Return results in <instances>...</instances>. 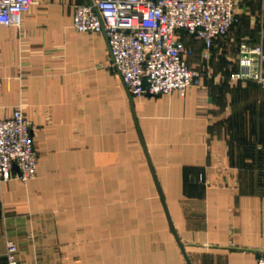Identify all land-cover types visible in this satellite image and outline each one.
I'll return each instance as SVG.
<instances>
[{"label": "crops", "instance_id": "1", "mask_svg": "<svg viewBox=\"0 0 264 264\" xmlns=\"http://www.w3.org/2000/svg\"><path fill=\"white\" fill-rule=\"evenodd\" d=\"M92 1L33 0L0 26V115L22 110L38 156L34 179L0 184V264L7 241L20 264H256L264 88L229 77L264 20L238 18L208 62L181 36L201 87L133 98L106 37L72 27Z\"/></svg>", "mask_w": 264, "mask_h": 264}, {"label": "built area", "instance_id": "2", "mask_svg": "<svg viewBox=\"0 0 264 264\" xmlns=\"http://www.w3.org/2000/svg\"><path fill=\"white\" fill-rule=\"evenodd\" d=\"M32 5L33 0H0V26L19 29ZM235 9L236 0H93L74 7L72 27L79 34L106 37L111 66L131 97L184 96L189 88L201 87L206 72L188 64L194 51L181 36L200 41V60L208 62L214 42L237 23ZM236 65L231 81L264 88L263 33L256 42L239 43ZM37 160L22 110L0 115V184L34 179ZM16 254V245L7 241L5 264H20ZM256 264H264V254Z\"/></svg>", "mask_w": 264, "mask_h": 264}, {"label": "rangeland", "instance_id": "3", "mask_svg": "<svg viewBox=\"0 0 264 264\" xmlns=\"http://www.w3.org/2000/svg\"><path fill=\"white\" fill-rule=\"evenodd\" d=\"M236 18L244 17L255 21L264 20V0H236ZM200 63H198L199 65ZM197 67V66H195ZM236 96V94H233Z\"/></svg>", "mask_w": 264, "mask_h": 264}, {"label": "water", "instance_id": "4", "mask_svg": "<svg viewBox=\"0 0 264 264\" xmlns=\"http://www.w3.org/2000/svg\"><path fill=\"white\" fill-rule=\"evenodd\" d=\"M154 179H155V178H154ZM156 187H157V190H158V194H159L160 200L162 201L163 207H164V209L166 210L165 205H164V202H163V199H162V197H161L160 189H159L157 183H156ZM170 227H171V224H170Z\"/></svg>", "mask_w": 264, "mask_h": 264}, {"label": "trees", "instance_id": "5", "mask_svg": "<svg viewBox=\"0 0 264 264\" xmlns=\"http://www.w3.org/2000/svg\"><path fill=\"white\" fill-rule=\"evenodd\" d=\"M234 26H235V25H234ZM234 26H233V27H234ZM233 27H232V29H233ZM230 31H231V30H230ZM228 34H229V33H228Z\"/></svg>", "mask_w": 264, "mask_h": 264}]
</instances>
